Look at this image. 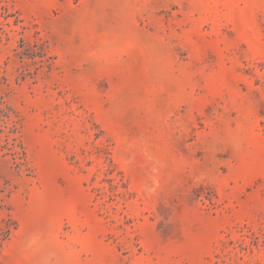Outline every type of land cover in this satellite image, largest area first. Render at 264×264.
<instances>
[{
  "label": "rangeland",
  "instance_id": "374dc122",
  "mask_svg": "<svg viewBox=\"0 0 264 264\" xmlns=\"http://www.w3.org/2000/svg\"><path fill=\"white\" fill-rule=\"evenodd\" d=\"M0 264H264V0H0Z\"/></svg>",
  "mask_w": 264,
  "mask_h": 264
}]
</instances>
